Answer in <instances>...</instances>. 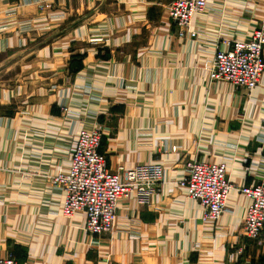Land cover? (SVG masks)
Returning a JSON list of instances; mask_svg holds the SVG:
<instances>
[{"label": "crops", "instance_id": "obj_1", "mask_svg": "<svg viewBox=\"0 0 264 264\" xmlns=\"http://www.w3.org/2000/svg\"><path fill=\"white\" fill-rule=\"evenodd\" d=\"M172 0H0V258L20 264H264V234L243 235L264 176V70L247 92L209 79L214 54L264 20V0H206L195 38L180 37ZM264 61V53H263ZM119 171L158 163L147 205L118 203L110 231L62 215L50 177L71 162L80 129ZM175 147V150H172ZM224 163L225 211L175 180L187 161Z\"/></svg>", "mask_w": 264, "mask_h": 264}, {"label": "built area", "instance_id": "obj_2", "mask_svg": "<svg viewBox=\"0 0 264 264\" xmlns=\"http://www.w3.org/2000/svg\"><path fill=\"white\" fill-rule=\"evenodd\" d=\"M206 3V0L170 1L168 16L175 24L178 36L196 37L197 32L191 26L193 17L203 12ZM263 53L264 20L246 38L233 40L227 47L216 50L209 79L250 92L258 85L264 70ZM100 142L99 129H80L70 164L50 177V182L63 192L62 215L70 217L76 212H84L85 229L97 236L112 228L118 203L133 197L137 205H147L157 184L164 179V171L158 163L120 167L124 173L121 179L119 171L107 167L106 157L99 151ZM175 182L185 189L187 198L199 202L203 221H215L225 211L232 185L224 163L187 161ZM238 190L249 198L242 224L243 235L254 238L264 234V176L254 185L241 186ZM0 264L20 263L12 256H4L0 258Z\"/></svg>", "mask_w": 264, "mask_h": 264}]
</instances>
